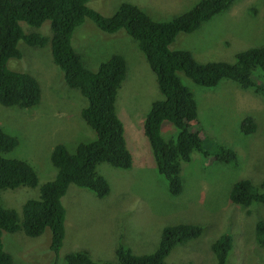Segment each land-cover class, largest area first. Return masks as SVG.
<instances>
[{"label":"rangeland","instance_id":"rangeland-1","mask_svg":"<svg viewBox=\"0 0 264 264\" xmlns=\"http://www.w3.org/2000/svg\"><path fill=\"white\" fill-rule=\"evenodd\" d=\"M196 1L90 0L88 5L109 16L123 2H130L153 19L166 20L182 14ZM23 26L29 27L25 23ZM74 35L79 40L76 45L73 42V47L87 68L96 70L101 61L115 53L127 59V73L117 94L116 111L123 122L132 165L128 169L107 163L97 165V172L110 185L109 194L102 198L84 188L68 186L62 198L66 208L65 233L58 254L49 250V229L36 237L3 231V247L12 255L13 264H61L64 254L75 250H87L95 262L104 264L115 260L118 242L136 254L149 253L156 248L163 227L176 223L200 224L203 231L197 239L175 247L166 258L169 263L193 260L196 264H213L211 241L229 232L233 248L228 264H262L264 248L256 244L253 231L256 222L264 220V205L247 210L231 203L228 196L237 180L250 178L257 183L264 177V98L226 81L210 88L199 86L178 72L195 92L198 119L202 130L211 135V148L217 143L228 145L236 151L237 163L232 166L215 161L214 155L203 156L193 151L191 159L181 164L182 190L172 195L165 178L155 170L143 133L142 121L151 101L162 96L136 41L124 31L104 33L88 17L75 29ZM263 40V0H237L227 11L202 22L198 29L179 32L170 48L188 49L201 62L234 61L236 52L260 46ZM20 45L24 61H13L10 66L24 68L37 79L41 101L25 109L0 105V127L18 138L11 155L34 166L38 184L4 189L0 198L5 206L16 209L21 218L23 203L38 198L40 185L56 174L49 160L52 146L61 142L74 150L78 142L93 139L94 133L79 115L87 101L77 89L64 83L48 45L43 50ZM258 73L256 68L255 74ZM261 77L264 82V75ZM246 115L252 116L256 123L254 132L248 135L239 129V119ZM173 129L170 122L161 123L164 138L175 135Z\"/></svg>","mask_w":264,"mask_h":264},{"label":"trees","instance_id":"trees-1","mask_svg":"<svg viewBox=\"0 0 264 264\" xmlns=\"http://www.w3.org/2000/svg\"><path fill=\"white\" fill-rule=\"evenodd\" d=\"M88 1L0 0V105L25 109L40 103L37 79L28 70L13 68L10 63L24 61L21 59L24 57L22 47L18 44L42 50L49 47L52 61L62 72L64 83L77 89L87 101L79 115L94 133L93 139L78 142L74 150L61 142L52 146L49 160L56 174L40 185L38 198L27 199L23 203L21 218L16 209L5 206L0 198V264H13L12 255L3 247V231L36 237L49 229V250L58 254L65 233L66 208L62 198L68 186L84 188L102 198L109 194L110 185L97 172V165L107 163L120 169H128L132 165L123 122L116 111L117 94L127 73V59L115 53L101 61L96 70L84 66L80 54L73 47V42L76 45L79 40L73 33L86 17L104 33L124 31L129 34L155 75L162 98L151 101L143 117L142 128L155 170L165 178L172 195L182 190L181 164L191 159L193 151L203 156L214 155L215 161L232 166L237 163L236 151L228 145L217 143L211 148V135L202 130L198 119L195 92L183 82L178 72L199 86L210 88L226 81L264 98L261 79L264 75V40L260 46L236 52L234 61L214 58L201 62L188 49L170 48L179 32L190 33L198 29L202 22L227 11L237 0H198L182 14L166 20L151 18L130 2H123L112 15L106 16L90 7ZM24 23L29 27L24 29ZM256 68L260 72L257 75ZM164 120L173 125L175 135L162 136L161 123ZM255 128L252 116L239 119L242 133L251 134ZM18 142L16 136L0 127V193L8 188L35 187L38 184L34 166L11 155ZM228 198L231 203L247 210L263 206L264 177L257 183L250 178L237 180ZM202 231V225L196 223L164 226L153 251L136 254L126 244L118 242L114 249L115 260L104 264H196L193 260L169 263L166 258L175 247L177 249V246L197 239ZM253 232L256 244L264 248V220L256 222ZM232 239L230 233L223 232L211 241L213 264H228ZM61 264L99 263L90 257L87 250H75L66 252Z\"/></svg>","mask_w":264,"mask_h":264},{"label":"clouds","instance_id":"clouds-1","mask_svg":"<svg viewBox=\"0 0 264 264\" xmlns=\"http://www.w3.org/2000/svg\"><path fill=\"white\" fill-rule=\"evenodd\" d=\"M229 233V232H228ZM233 238V237H232ZM232 248H233V239H232Z\"/></svg>","mask_w":264,"mask_h":264},{"label":"bare ground","instance_id":"bare-ground-1","mask_svg":"<svg viewBox=\"0 0 264 264\" xmlns=\"http://www.w3.org/2000/svg\"><path fill=\"white\" fill-rule=\"evenodd\" d=\"M118 58V57H117ZM116 61V60H115ZM195 250V249H194Z\"/></svg>","mask_w":264,"mask_h":264},{"label":"crops","instance_id":"crops-1","mask_svg":"<svg viewBox=\"0 0 264 264\" xmlns=\"http://www.w3.org/2000/svg\"><path fill=\"white\" fill-rule=\"evenodd\" d=\"M151 156V155H150Z\"/></svg>","mask_w":264,"mask_h":264}]
</instances>
